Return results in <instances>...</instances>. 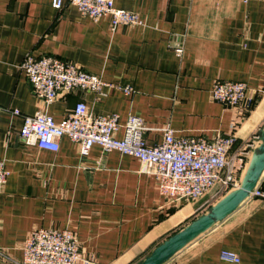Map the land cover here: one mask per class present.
Returning <instances> with one entry per match:
<instances>
[{"label": "crops", "instance_id": "0c3cea01", "mask_svg": "<svg viewBox=\"0 0 264 264\" xmlns=\"http://www.w3.org/2000/svg\"><path fill=\"white\" fill-rule=\"evenodd\" d=\"M113 2L138 13L141 24L112 27L109 16L93 21L74 6L55 10L51 0H0V159L9 172L0 186V249L13 260L33 230L69 228L88 264H135L204 212L209 199L172 201L159 194L154 176L136 158L98 144L85 156L66 136L57 151L27 144L18 133L23 115L44 112L59 121L82 101L92 113H116L119 138L128 116L136 115L149 144L162 140L164 126L177 137L233 133L229 153H251L258 144L264 127V0ZM29 52L129 84L133 93L97 96L75 89L45 104L19 67ZM216 80L246 82L250 109L213 100ZM258 183L264 187V171ZM222 249L239 261L222 260ZM0 264L16 263L0 258ZM164 264H264V200L245 199Z\"/></svg>", "mask_w": 264, "mask_h": 264}, {"label": "built area", "instance_id": "2783aa9c", "mask_svg": "<svg viewBox=\"0 0 264 264\" xmlns=\"http://www.w3.org/2000/svg\"><path fill=\"white\" fill-rule=\"evenodd\" d=\"M50 4L55 10L74 6L93 21L109 16L112 27L141 24L138 13L115 7L113 0H51ZM175 52L180 55L182 48H175ZM19 67L29 82L31 92L45 104L75 89L97 96H105L114 90L126 95L133 93L129 84L104 80L100 75L56 56H36L29 52ZM210 95L217 102L228 106L241 105L244 110H249L253 103L244 81L216 80ZM19 113L17 109L12 110L14 115ZM120 126L116 113H92L84 102L79 101L59 121L44 112L23 115L18 133L27 144L52 151L58 150L59 140L66 136L79 144L81 156L87 155L93 144L100 145L103 151L117 150L131 155L154 176L160 195L172 201L191 202L208 196L204 206L239 186L251 155L246 149L229 153L236 141L233 133L211 139L202 135L177 137L169 126H164L162 140L149 144L144 137L146 127L138 116H128L122 125L123 136L119 138L115 132ZM8 173L5 161L0 159V186L5 183ZM248 198L264 200V187L258 183ZM0 258L16 264L89 263L81 259L76 233L69 228H37L23 241L20 259L13 260L1 249ZM220 258L239 261V256L228 249L220 251Z\"/></svg>", "mask_w": 264, "mask_h": 264}, {"label": "water", "instance_id": "95a60500", "mask_svg": "<svg viewBox=\"0 0 264 264\" xmlns=\"http://www.w3.org/2000/svg\"><path fill=\"white\" fill-rule=\"evenodd\" d=\"M257 137L258 144L251 151L239 186L209 205L182 228L169 234L135 264H164L199 235L234 212L249 197L264 171V127L257 132Z\"/></svg>", "mask_w": 264, "mask_h": 264}, {"label": "rangeland", "instance_id": "374dc122", "mask_svg": "<svg viewBox=\"0 0 264 264\" xmlns=\"http://www.w3.org/2000/svg\"><path fill=\"white\" fill-rule=\"evenodd\" d=\"M217 201V200H216ZM214 203V202H213Z\"/></svg>", "mask_w": 264, "mask_h": 264}]
</instances>
